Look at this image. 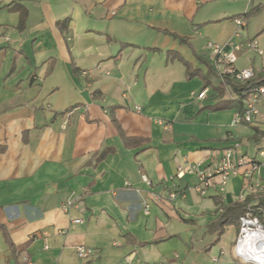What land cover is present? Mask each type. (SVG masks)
<instances>
[{"label": "crops", "instance_id": "0c3cea01", "mask_svg": "<svg viewBox=\"0 0 264 264\" xmlns=\"http://www.w3.org/2000/svg\"><path fill=\"white\" fill-rule=\"evenodd\" d=\"M227 2L0 0V264H244L238 228L208 231L242 176L203 194L194 174L172 179L263 145V124L234 122L244 100L207 48L240 44L234 67L255 71L258 41ZM254 179L259 196L263 166Z\"/></svg>", "mask_w": 264, "mask_h": 264}, {"label": "built area", "instance_id": "2783aa9c", "mask_svg": "<svg viewBox=\"0 0 264 264\" xmlns=\"http://www.w3.org/2000/svg\"><path fill=\"white\" fill-rule=\"evenodd\" d=\"M245 23L243 18L236 19L238 27H242ZM247 48L252 49L255 53L261 54V49L258 47L255 40L247 42ZM207 48L214 59L216 65L223 67L222 74L234 81L246 82L255 76V71L251 67L236 68L235 63L237 56L234 53L241 48L240 44H235L232 41H227L224 44L209 42ZM205 91L199 92L197 95L202 98ZM234 122L245 123L249 125H264V82L249 92L243 101V106L240 111L234 115ZM237 147L226 148L218 161L214 164L203 165L202 162L187 164L185 167H179L172 179H180L185 174H194L197 177L196 190L204 193L209 186H217L219 190H223L229 179L236 175H241L243 180V190L239 193L238 200H243L244 197L257 190L260 186L255 182L254 175L259 174L262 166L264 167V138L263 145L260 146L255 156H245L237 154ZM141 181L150 184L149 179L145 175H141ZM174 197L173 194H170ZM70 202L62 205L64 210H67ZM74 222L79 223L81 219H75ZM238 233L233 243L234 255L244 264H262L247 260L245 257L246 250H250L252 245L258 244V240H253V243L246 246L245 240L248 234L256 232L264 236V211L261 213V218L254 214L251 206L247 205L246 211L239 218ZM260 254H264V247H258ZM76 255L79 258H87L94 254L90 247L78 245L75 247ZM214 260L216 258H213ZM264 262V261H263Z\"/></svg>", "mask_w": 264, "mask_h": 264}, {"label": "trees", "instance_id": "16d2710c", "mask_svg": "<svg viewBox=\"0 0 264 264\" xmlns=\"http://www.w3.org/2000/svg\"><path fill=\"white\" fill-rule=\"evenodd\" d=\"M16 9L19 11L20 27H22L24 24V20L26 18V10L19 7H17ZM257 9L258 7L253 8L252 10H248L242 14L233 15L232 17L234 19L243 18L247 23V18L249 17L251 12ZM66 23H67V18L57 22L59 30L62 31L63 33L65 32L64 30L66 29ZM186 68L189 71V67L187 64H186ZM261 72H262L261 74L258 75L255 74V76L252 79L246 82H238V81H234L229 77L226 78V83L229 85V87L235 93V95H237L236 99L238 101H243L251 90H253L255 87H257L258 85L264 82V70H262ZM189 74H192V72H190ZM118 128L120 127L118 126ZM123 139L127 143L128 141L134 140L135 138L123 136ZM253 198H256V201L254 203L252 202ZM216 203L219 204L217 216L212 222H209L208 231L210 233H216L218 237L223 233L224 228L226 226L233 225L236 228H239V222H238L239 218L246 211L247 205L251 206L254 214L261 218V213L262 211H264V193L259 196L256 195L254 196L249 193L244 197L243 200H237L228 204L217 202V200ZM8 247L9 250L11 251V254L15 252L16 247L13 244H11V242H8Z\"/></svg>", "mask_w": 264, "mask_h": 264}, {"label": "rangeland", "instance_id": "374dc122", "mask_svg": "<svg viewBox=\"0 0 264 264\" xmlns=\"http://www.w3.org/2000/svg\"><path fill=\"white\" fill-rule=\"evenodd\" d=\"M257 7L258 9L251 12L247 18V26L246 28H243L242 31L245 37H255L258 41L259 47L264 52V0H228L227 4L224 5V8L228 11V15H230V17L233 13L238 12L239 14H242ZM211 42L214 41L211 40ZM254 56L252 65L254 66L256 75H258L262 73V70H264V65H261L262 62H264V54L260 57L254 52ZM243 61L244 56H241L240 59L237 60L236 65H241Z\"/></svg>", "mask_w": 264, "mask_h": 264}, {"label": "bare ground", "instance_id": "6f19581e", "mask_svg": "<svg viewBox=\"0 0 264 264\" xmlns=\"http://www.w3.org/2000/svg\"><path fill=\"white\" fill-rule=\"evenodd\" d=\"M253 240H258V244L252 245L250 250H246L245 257L247 260H253L256 262H263L264 261V254H260V250H257L258 247H264V236L257 234L256 232H252L248 234L245 240L246 246L248 244L253 243Z\"/></svg>", "mask_w": 264, "mask_h": 264}, {"label": "clouds", "instance_id": "9594fccd", "mask_svg": "<svg viewBox=\"0 0 264 264\" xmlns=\"http://www.w3.org/2000/svg\"><path fill=\"white\" fill-rule=\"evenodd\" d=\"M262 264H264V262H262Z\"/></svg>", "mask_w": 264, "mask_h": 264}]
</instances>
